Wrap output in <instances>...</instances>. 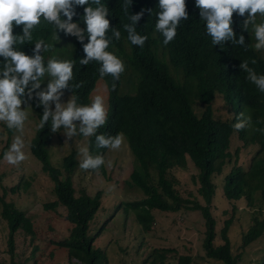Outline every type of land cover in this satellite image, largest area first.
<instances>
[{
    "label": "trees",
    "instance_id": "trees-1",
    "mask_svg": "<svg viewBox=\"0 0 264 264\" xmlns=\"http://www.w3.org/2000/svg\"><path fill=\"white\" fill-rule=\"evenodd\" d=\"M101 3L108 7L107 18L111 22L106 33L110 42L106 50L124 62L125 70L119 80H114L111 75L103 76L108 82L107 117L105 123L88 137L87 154L92 157L103 156L108 148L99 146L97 136L115 137L124 132L135 156L128 182L140 187L144 194L142 199L126 201L124 209L133 211L135 220L144 230H150L155 221L151 212L153 208L170 211L181 207L200 209L205 224L203 246L206 255L224 264H237L228 236L231 217L226 218L220 228L222 242L214 243L216 219L211 211V202L216 184L212 176L220 173L233 158L232 166L224 175L222 194L233 201L243 199L249 206L257 204L259 211L264 208V131H261L264 130V92L248 79L247 70L240 67L247 62L248 68L258 76L264 75V56L255 48L250 27L247 30L243 28L247 13L244 16L234 13L233 38L213 44L212 37L207 33V22L200 15L196 0H186L188 19L181 20L176 37L165 45L163 34L155 27L160 11L159 0H132L127 14L122 7L125 0H101ZM74 7L76 15L73 22L78 23L81 29H86L83 17L87 5ZM142 10L144 15L134 23L130 16ZM260 23H264V20ZM125 24L133 28L136 34L148 37L143 46L132 44ZM22 29V25H14V34L22 35ZM57 29L42 17L40 24L32 30V42L14 45V48L34 56L35 43L43 39L50 46L47 52L42 50L40 53L45 66L49 55L54 52L65 56L64 59L73 60V77L68 86L60 91L70 92L76 104L86 105L96 80L101 77V64L96 60H91L87 65L80 63L86 57L84 45L90 42L86 31L81 42L75 35L55 37ZM116 31L121 33L119 39L115 36ZM240 35L245 37L243 44L238 43ZM60 56L58 58L62 59ZM3 62L4 58L0 57V69L3 68ZM53 79L49 75L48 82ZM123 80L127 82L124 87L130 86L125 91L121 90ZM45 90L47 87L42 89L41 84L36 92ZM216 93L222 95L233 111L226 119L215 117L209 105L198 112L191 105V95L201 103L208 104ZM30 103L39 120L30 150L41 161L42 170L53 180L56 195L55 199L44 203V207L56 209L62 205L66 211L65 218L71 223L67 235L53 242L57 247L65 248L70 264H107L104 250L94 244L106 221L89 233L90 221L101 203L100 191L89 194L81 190L75 193L71 178L76 166L77 151L74 148L62 158V168L51 164L47 149L53 134L51 117L41 128L44 105L39 96ZM241 113L243 117H240ZM239 118H250L243 130L233 127ZM234 135L241 140L242 145H258L247 167L237 163L242 145L232 150L231 139ZM7 147L8 140L0 148V157L5 154ZM188 158L198 168L197 191L204 203L195 197H183L176 187L173 168L184 166ZM99 168L105 174L104 165ZM19 186L10 189L15 191ZM23 186L26 187L27 182ZM0 202V214L6 222L8 252L11 255L9 261L0 260V264H27L28 261L38 264L32 259L36 245L32 246L30 257L25 260L14 261L12 258L15 233L20 230L33 240L35 230L32 218L24 210L6 201L3 195L0 196ZM263 232L264 215H253V223L242 234V246ZM172 249L157 247L141 264H163ZM190 261V254H180L176 264H189ZM260 264H264V257Z\"/></svg>",
    "mask_w": 264,
    "mask_h": 264
},
{
    "label": "rangeland",
    "instance_id": "rangeland-1",
    "mask_svg": "<svg viewBox=\"0 0 264 264\" xmlns=\"http://www.w3.org/2000/svg\"><path fill=\"white\" fill-rule=\"evenodd\" d=\"M262 20H264V16L258 13L255 22L259 24ZM249 27L256 44L254 28L252 25ZM259 52L264 56V48L259 49ZM59 56L58 53L54 52L49 55V59ZM60 57L65 58V56ZM48 81L49 74L46 72L41 79L42 89L47 87ZM126 83L125 80L122 81V91L130 88V86H123ZM60 92L62 95H60L59 102L66 106L72 100V94L67 91ZM96 95L103 96L106 107H108V82L106 78L99 77L96 80V84L90 93V100L86 105L91 104ZM190 101L197 112L202 107L209 105L213 115L217 118L226 119L233 113L230 105L225 103L220 93H216L212 102L208 104L201 103L193 95L190 96ZM50 106L54 112L56 102L51 101ZM77 106L84 105L77 104ZM23 107L28 113L23 132L9 129L4 121H0V148L8 140L7 152L15 137L21 136L25 144L22 151L26 154L25 161L18 165L7 163L4 159L5 154L0 157V196L3 195L6 201H10L24 210L32 218L35 230L33 240H30L29 236L20 230L15 233L12 258L14 261H19L30 257L32 246L36 245L37 249L32 257L36 263L70 264L65 248L57 247L53 241L66 236L71 223L65 218L66 211L62 205L57 206L56 209L44 207V203L56 198L53 189L54 182L48 173L42 170L41 161L30 150V144L39 127L36 111L30 102ZM74 124L76 125V133L73 136L68 135V130L64 126L53 132L47 146L49 160L52 165L62 168V158L74 148L77 151L76 166L71 178L75 193L78 194L81 190H85L89 194L100 191L101 203L90 221L89 233H93L106 221L95 238L94 244L104 250L107 264H141V261L149 257L153 249L157 247L173 248L167 253L163 264H176L180 254L191 255L189 264H224L221 260L206 255L203 246L205 224L200 209L181 207L178 210L170 211L153 208L151 212L155 221L150 230H144L135 220L133 211L131 209L125 210L123 207L126 201L144 197L140 187L128 182L129 173L135 164V156L129 147L127 136L124 132H120L124 136V143L121 147L119 149L108 147L104 152L102 157L105 174L100 168L84 170L79 165L85 158L82 150L87 149L89 136L85 137L79 131L81 121L76 120ZM241 145V140L234 135L231 139L232 150ZM257 149V144L242 145L237 156V163L247 167ZM232 164L233 158L224 165L220 173H215L212 176L216 184L215 194L211 202V211L216 219L214 243L222 242L219 233L220 228L223 221L231 217L228 236L232 253L237 257V264H260L264 257V232L245 246H242L241 242L242 234L253 223V215L263 216L264 208L259 211L257 204L249 206L243 199L233 201L222 194L224 175L229 171ZM197 173L198 168L189 158L184 166L173 168L179 193L183 197H195L204 203L197 191L199 184ZM26 182L27 186L25 187L23 185ZM18 184L20 185L19 189L11 191L10 188ZM7 231L6 222L0 214V260L2 261H9L11 258L8 252ZM27 264L30 262L28 261Z\"/></svg>",
    "mask_w": 264,
    "mask_h": 264
},
{
    "label": "clouds",
    "instance_id": "clouds-1",
    "mask_svg": "<svg viewBox=\"0 0 264 264\" xmlns=\"http://www.w3.org/2000/svg\"><path fill=\"white\" fill-rule=\"evenodd\" d=\"M132 0H125L123 10L127 14ZM74 5L85 6L84 23L86 29H81L78 23L73 22L76 15ZM91 5H96L93 7ZM196 6L200 9V15L206 23L207 33L212 37V43L218 44L233 38V15L237 13L247 19L244 20L243 28L247 30L252 25L255 32L257 50L264 48V23L257 24L256 16L259 13L264 16V0H196ZM186 0H159L158 19L156 29L164 36V44L167 45L177 35V29L182 19H188L186 10ZM109 9L101 3V0H0V57L4 58L3 68L0 69V121H4L9 129H16L23 132L24 123L28 119V113L23 105L39 96L44 105V112L40 127L49 121L51 117L52 131H58L61 126L68 130V135L76 133L74 121H81L79 131L85 137L93 135L99 126L103 125L107 117V107L105 99L101 95H96L91 104L77 106L74 99L70 100L66 106L59 102L61 89L68 86V82L73 77V60L59 59L53 57L48 60L47 66L41 51L47 52L50 46L43 40L35 43L34 56L26 54L22 50L14 48V45L32 42V30L40 24L41 18L53 24L57 29L55 37L65 35H75L82 42L84 33L89 36V43L84 45L86 57L80 61L82 65H87L91 60L100 62V75H111L114 80H119L120 74L125 70L124 62L114 53L107 51L109 40L106 33L110 28V20L107 18ZM144 15L143 10L130 16L135 23ZM66 17V19L64 18ZM14 25L23 26L22 35L14 34ZM129 31L128 39L132 44L143 46L148 37L135 33L133 28L125 24ZM121 33L115 32L117 39ZM244 35H240L238 43L243 44ZM255 63V61H253ZM249 73L248 79L257 88L264 92V75H257L256 72L248 68L247 62L240 65ZM48 73L54 79L48 82L47 90L36 92L41 88V78ZM31 81V86L29 87ZM80 87V85H76ZM115 89V84L113 85ZM55 101L56 107L53 112L50 102ZM243 117V114H240ZM250 118H239L233 125L236 130H243L248 125ZM264 131V130H261ZM97 141L101 147L119 149L124 143L122 133L115 137L97 136ZM24 140L21 136H16L9 150L5 153L4 159L11 165H18L25 161L26 154ZM85 158L79 167L84 170L98 169L104 164L102 156L92 157L87 154V149L82 150Z\"/></svg>",
    "mask_w": 264,
    "mask_h": 264
}]
</instances>
